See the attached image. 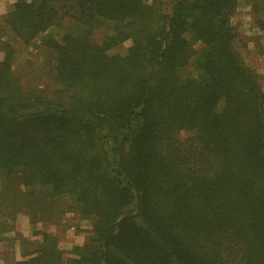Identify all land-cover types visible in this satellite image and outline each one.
I'll list each match as a JSON object with an SVG mask.
<instances>
[{"label":"trees","instance_id":"16d2710c","mask_svg":"<svg viewBox=\"0 0 264 264\" xmlns=\"http://www.w3.org/2000/svg\"><path fill=\"white\" fill-rule=\"evenodd\" d=\"M241 1L263 51L264 0H14L0 16V240L34 189L91 222L72 256L41 232L13 264H264V88L234 47ZM36 39L52 90L13 72Z\"/></svg>","mask_w":264,"mask_h":264},{"label":"rangeland","instance_id":"374dc122","mask_svg":"<svg viewBox=\"0 0 264 264\" xmlns=\"http://www.w3.org/2000/svg\"><path fill=\"white\" fill-rule=\"evenodd\" d=\"M14 0H0V16L6 13L12 6ZM249 6L241 1L232 17V24L236 30L234 47L244 62L259 72L261 84L264 88V48L261 51V42H255L260 32L252 24ZM0 22V30H1ZM2 31H0V60L3 57ZM38 39L28 48L19 46L15 52L13 72L20 77L23 86L36 85L40 88L52 90L55 88L49 80L46 72L48 53L42 47L37 46ZM22 47V48H21ZM126 43L111 50V53H123ZM191 71L188 66L185 72ZM19 192L24 191L17 187ZM35 196L30 198L26 195L20 203L23 209L11 220L6 221V233L0 240V264H13L29 258L40 241L39 233L49 232L58 239V249L63 252V257L72 256L74 246L88 244L91 230V222L82 219L74 211L75 206L65 198H51L46 196L44 190L34 189ZM19 198V197H17ZM1 220V219H0Z\"/></svg>","mask_w":264,"mask_h":264}]
</instances>
